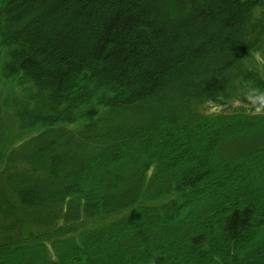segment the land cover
<instances>
[{
	"label": "trees",
	"instance_id": "1",
	"mask_svg": "<svg viewBox=\"0 0 264 264\" xmlns=\"http://www.w3.org/2000/svg\"><path fill=\"white\" fill-rule=\"evenodd\" d=\"M256 53L264 0H0V264H264Z\"/></svg>",
	"mask_w": 264,
	"mask_h": 264
},
{
	"label": "rangeland",
	"instance_id": "2",
	"mask_svg": "<svg viewBox=\"0 0 264 264\" xmlns=\"http://www.w3.org/2000/svg\"><path fill=\"white\" fill-rule=\"evenodd\" d=\"M73 31V30H71ZM55 32L54 31H47V30H38V33L36 34V38L34 40V43H39L41 41H46L48 40L49 38L55 36ZM74 56H76L77 58L80 57V54L78 53L77 49L74 48ZM49 69V68H48ZM29 134L28 133H19V136L20 137H26L28 136ZM17 140V137H16V132L13 131L12 134H11V141L15 143V141ZM259 178L256 177L254 179V183L258 180Z\"/></svg>",
	"mask_w": 264,
	"mask_h": 264
},
{
	"label": "clouds",
	"instance_id": "3",
	"mask_svg": "<svg viewBox=\"0 0 264 264\" xmlns=\"http://www.w3.org/2000/svg\"><path fill=\"white\" fill-rule=\"evenodd\" d=\"M256 60L259 61L260 63H264V57H261L260 53H256L255 54ZM251 99H253V102H259L260 105L262 107H264V93H259L253 97H251ZM261 109L258 108L257 111H260Z\"/></svg>",
	"mask_w": 264,
	"mask_h": 264
}]
</instances>
